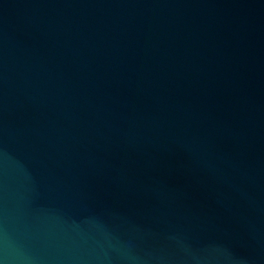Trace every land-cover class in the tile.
Returning a JSON list of instances; mask_svg holds the SVG:
<instances>
[{
	"label": "water",
	"instance_id": "obj_1",
	"mask_svg": "<svg viewBox=\"0 0 264 264\" xmlns=\"http://www.w3.org/2000/svg\"><path fill=\"white\" fill-rule=\"evenodd\" d=\"M0 264H264V0H0Z\"/></svg>",
	"mask_w": 264,
	"mask_h": 264
}]
</instances>
